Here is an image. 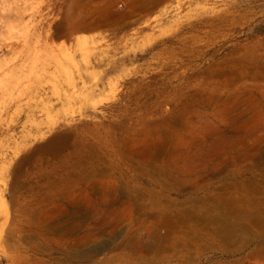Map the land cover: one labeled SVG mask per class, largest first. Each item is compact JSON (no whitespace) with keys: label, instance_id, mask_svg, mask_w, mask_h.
<instances>
[{"label":"rangeland","instance_id":"1","mask_svg":"<svg viewBox=\"0 0 264 264\" xmlns=\"http://www.w3.org/2000/svg\"><path fill=\"white\" fill-rule=\"evenodd\" d=\"M0 264H264V0H0Z\"/></svg>","mask_w":264,"mask_h":264},{"label":"built area","instance_id":"2","mask_svg":"<svg viewBox=\"0 0 264 264\" xmlns=\"http://www.w3.org/2000/svg\"><path fill=\"white\" fill-rule=\"evenodd\" d=\"M119 8L122 9L123 8V5H119Z\"/></svg>","mask_w":264,"mask_h":264}]
</instances>
